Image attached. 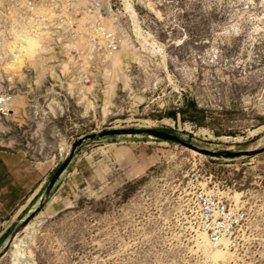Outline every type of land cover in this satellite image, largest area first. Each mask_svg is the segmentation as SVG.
I'll return each instance as SVG.
<instances>
[{"label":"rangeland","instance_id":"rangeland-1","mask_svg":"<svg viewBox=\"0 0 264 264\" xmlns=\"http://www.w3.org/2000/svg\"><path fill=\"white\" fill-rule=\"evenodd\" d=\"M97 25L114 52L92 46ZM0 96V151L52 165L50 178L101 131L262 150L264 0H0ZM190 182L242 197L251 221L238 237L218 248L199 238ZM17 241L0 264L21 246L26 264H264V154L211 159L148 136L87 142Z\"/></svg>","mask_w":264,"mask_h":264},{"label":"built area","instance_id":"built-area-1","mask_svg":"<svg viewBox=\"0 0 264 264\" xmlns=\"http://www.w3.org/2000/svg\"><path fill=\"white\" fill-rule=\"evenodd\" d=\"M94 31L96 36H91L92 46L101 47L105 52L117 49L116 43L110 40L112 38L100 25L94 27ZM101 34L106 39L102 40L103 46L100 44ZM6 105L0 102V113L7 111L8 107L2 110ZM185 195L192 229L206 235L214 248L223 247L226 240L238 237L251 221L249 210L241 202L235 198L230 200L226 193L216 187L211 188L209 184L190 182Z\"/></svg>","mask_w":264,"mask_h":264},{"label":"crops","instance_id":"crops-1","mask_svg":"<svg viewBox=\"0 0 264 264\" xmlns=\"http://www.w3.org/2000/svg\"><path fill=\"white\" fill-rule=\"evenodd\" d=\"M52 171L50 164L40 167L31 164L26 153L0 151V250L38 205Z\"/></svg>","mask_w":264,"mask_h":264},{"label":"water","instance_id":"water-1","mask_svg":"<svg viewBox=\"0 0 264 264\" xmlns=\"http://www.w3.org/2000/svg\"><path fill=\"white\" fill-rule=\"evenodd\" d=\"M136 137V136H148L150 138L156 139L158 141H163L166 143H172L181 145L182 147L196 152L202 156L211 158V159H224V160H239L242 158H255L259 155L264 154V148L262 150L256 151H249V152H240V153H230V152H223V153H215L208 150L201 149L182 138L172 135L167 132L154 130V129H144V130H133V129H124V130H109V131H101L98 133H94L91 135L84 136L79 139V141L74 144L68 154L64 158L61 166L58 170L53 174L51 177L38 205L36 208L30 212V214L23 219L17 228L14 229L10 237L5 242L4 246L0 250V260L8 256L12 250L14 241L20 237L26 228L32 225L41 215V213L45 210V204L51 199L55 190L67 173L68 169L72 165L75 160L77 152L83 147V145L87 142H96V141H103L106 139L112 138H119V137Z\"/></svg>","mask_w":264,"mask_h":264},{"label":"bare ground","instance_id":"bare-ground-1","mask_svg":"<svg viewBox=\"0 0 264 264\" xmlns=\"http://www.w3.org/2000/svg\"><path fill=\"white\" fill-rule=\"evenodd\" d=\"M135 18V17H134ZM141 27V26H140ZM103 32V31H102ZM139 32V31H138ZM142 39V38H141ZM143 40V39H142ZM147 41V40H146ZM142 44V43H141ZM0 102L2 103V102H5L7 105H6V107H4V108H2V110H4L5 108H7L8 106H9V103H10V101H7L6 99H4V98H0ZM5 111V110H4ZM196 153V152H195ZM196 154H198V153H196ZM237 197H238V195L237 196H235V199L237 200V201H240L241 199H242V197L240 198V199H237ZM31 226V225H30ZM29 226V227H30ZM28 227V228H29ZM28 228H26L25 230H27ZM24 230V231H25ZM199 238H203V239H206L208 242H209V240H208V237L206 236V235H204V234H201V233H199ZM18 239V238H17ZM17 239L14 241V243H13V247H15L14 245L19 241H17ZM231 239H228V240H226L225 241V243L224 244H226L227 242H229ZM17 241V242H16ZM23 241L24 240H21L20 242L21 243H23ZM16 242V243H15ZM12 247V248H13ZM23 246H21L18 250H16V252H15V258H14V260H13V262H14V264H26V255H25V250L22 248Z\"/></svg>","mask_w":264,"mask_h":264},{"label":"trees","instance_id":"trees-1","mask_svg":"<svg viewBox=\"0 0 264 264\" xmlns=\"http://www.w3.org/2000/svg\"><path fill=\"white\" fill-rule=\"evenodd\" d=\"M194 109L195 110H198V107H197V105H195L194 104ZM182 113H184V112H182ZM170 116L173 118V119H177V114L175 113V114H170Z\"/></svg>","mask_w":264,"mask_h":264}]
</instances>
